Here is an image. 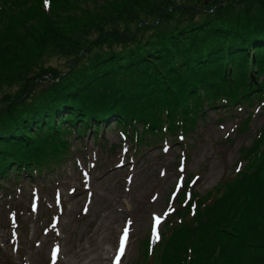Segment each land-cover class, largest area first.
I'll return each mask as SVG.
<instances>
[{"label":"trees","instance_id":"obj_1","mask_svg":"<svg viewBox=\"0 0 264 264\" xmlns=\"http://www.w3.org/2000/svg\"><path fill=\"white\" fill-rule=\"evenodd\" d=\"M129 1L118 19L135 16L120 19L119 27L99 26L113 19L101 7L91 16L68 15L80 0L0 1V65L37 45L47 51L39 77L53 76L19 104L0 108V177L10 167L32 175L56 167L70 148L65 123H80L82 135L90 124L97 132L95 123L115 118L139 145H151L193 130L207 108L258 101L264 110V0ZM69 20L88 30L63 34L57 25ZM33 22L37 30L29 27ZM121 27L134 29L116 48L79 56L95 38ZM72 60L65 70L55 66ZM19 61L28 69L36 64ZM241 155L243 169L209 194L181 195L177 219L166 223L161 239L144 241L143 264H264V126Z\"/></svg>","mask_w":264,"mask_h":264},{"label":"rangeland","instance_id":"obj_2","mask_svg":"<svg viewBox=\"0 0 264 264\" xmlns=\"http://www.w3.org/2000/svg\"><path fill=\"white\" fill-rule=\"evenodd\" d=\"M80 1L82 6L70 9L68 15L85 16L90 12L91 16L93 9L101 7L113 19L99 26H123L124 17L135 16L128 13L118 19L129 0ZM113 1L114 5H106ZM77 22L65 21L57 25L58 30L67 35L88 30L89 26L84 29ZM29 27L37 30L39 24L33 22ZM133 29L108 31L79 56L88 59L96 51H110ZM43 53L47 51L39 52L36 45L31 51L19 53L16 60V56H9V63L0 65V108L7 102H11L9 106L19 104L31 91L53 80L48 73L39 77L47 63ZM19 59L30 64L35 61L34 69H28L30 66L25 67ZM73 64L61 62L55 66L65 70ZM28 80V84L33 83L29 90L24 89ZM248 117V129L242 131ZM263 126L264 110L255 101L252 105L208 108L193 132L177 142L174 136H168L166 141L154 138L151 145H137L134 138H124V129L114 121L102 125L98 138L93 137L91 128L81 137L72 133L67 137L71 153L52 171L33 178L9 171L8 176L0 178V264H112L125 230L130 239L121 264H143V256H139L143 242L149 235L154 242L158 240L166 222L177 219L173 214L188 177L197 175L190 191L209 194L234 173L241 149L252 144ZM156 217H160L161 226L153 229L151 222ZM57 246L59 252L55 251Z\"/></svg>","mask_w":264,"mask_h":264},{"label":"snow or ice","instance_id":"obj_3","mask_svg":"<svg viewBox=\"0 0 264 264\" xmlns=\"http://www.w3.org/2000/svg\"><path fill=\"white\" fill-rule=\"evenodd\" d=\"M47 3H48V0H45V4H47ZM155 219H156L157 224H158L159 221H160V217H156ZM126 238H127V230H125V233H124V239L126 240ZM157 238H159V236H157ZM55 251L59 252V247L58 246H57ZM123 251H124V248H123V244H122L120 249H119L120 254H123ZM117 264H119V257H117Z\"/></svg>","mask_w":264,"mask_h":264},{"label":"water","instance_id":"obj_4","mask_svg":"<svg viewBox=\"0 0 264 264\" xmlns=\"http://www.w3.org/2000/svg\"><path fill=\"white\" fill-rule=\"evenodd\" d=\"M73 62H71V64H72Z\"/></svg>","mask_w":264,"mask_h":264}]
</instances>
